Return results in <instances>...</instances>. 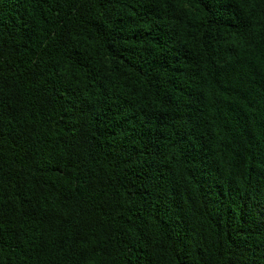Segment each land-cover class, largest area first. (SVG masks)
<instances>
[{
	"label": "trees",
	"instance_id": "1",
	"mask_svg": "<svg viewBox=\"0 0 264 264\" xmlns=\"http://www.w3.org/2000/svg\"><path fill=\"white\" fill-rule=\"evenodd\" d=\"M0 264H264V0H0Z\"/></svg>",
	"mask_w": 264,
	"mask_h": 264
}]
</instances>
